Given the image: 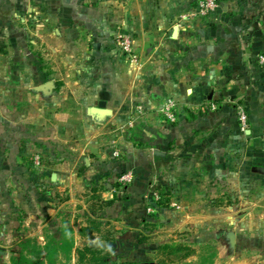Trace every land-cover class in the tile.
<instances>
[{"label": "rangeland", "instance_id": "rangeland-1", "mask_svg": "<svg viewBox=\"0 0 264 264\" xmlns=\"http://www.w3.org/2000/svg\"><path fill=\"white\" fill-rule=\"evenodd\" d=\"M129 1L137 2L61 0L60 6L56 0L39 1V13H50L46 31L49 41L56 45L40 48L37 42H28L10 54L14 63L26 65L30 61L42 68L36 78L43 84L36 88L49 100L52 94L63 97L60 107L68 113H54L49 106L46 143L38 135L25 137L33 146L30 150L15 152L9 147L7 151L0 146V264H264V213L252 216L259 228H244L245 218L232 229L212 230L211 237L193 227L172 232L162 220L165 216L157 213L170 207L169 193L163 189L159 195L155 192L142 199L145 214H140L138 225L133 222L116 228L118 215L135 212L137 207L136 198L127 192L134 179L120 180L130 170L115 171L110 176L107 161L120 158L121 152L105 158V146L109 143L114 147L121 140L153 146L179 118V103L171 92L156 93L159 102L142 100L141 93L151 97L155 93L150 72L143 70L145 56L134 44L131 54L118 44L120 32L134 40L127 28ZM150 3L160 5L161 0ZM56 12L62 15L52 23L51 14ZM23 17L20 26H24ZM4 41L0 37V42ZM123 73L128 77L124 85ZM72 80L81 82L85 94L90 85L104 80L106 87L101 88L99 97L109 98L114 112L102 121L96 119L87 106L98 105V97L93 101L73 100ZM110 82L115 85L114 98H110ZM128 83L130 93L124 99L121 88ZM171 101L175 102L173 107H169ZM230 104L237 113L239 130L246 136L249 107L243 98ZM240 107L247 114L246 123L241 121ZM168 113H175L177 119L173 121ZM57 121L64 126L56 129ZM37 156L40 164H36ZM110 184L116 190L112 199H107L104 192ZM109 201L121 204L116 213H108ZM229 231L236 234L234 249L226 236ZM86 248L97 252H87L81 259L80 251Z\"/></svg>", "mask_w": 264, "mask_h": 264}, {"label": "crops", "instance_id": "crops-1", "mask_svg": "<svg viewBox=\"0 0 264 264\" xmlns=\"http://www.w3.org/2000/svg\"><path fill=\"white\" fill-rule=\"evenodd\" d=\"M39 1L44 2L0 0V37L5 40L0 42V146L7 151L30 150L33 146L26 138L38 135L46 143L50 107L54 113H68L60 107L63 97L52 94L49 100L36 88L43 84L36 78L42 68L30 61L14 63L10 57L28 42H37L40 48L56 45L46 31L50 13H39ZM56 2L63 5L61 0ZM126 10L127 28L145 56L143 70L150 72L154 85V97L143 92L142 100L159 102L157 94L171 92L179 103V118L153 146L126 140L117 148L105 146V158L121 152L120 158L107 161L111 177L119 170L134 173V184L126 191L136 198L137 207L135 212L118 215L116 228L138 225L140 214H145L142 199L163 189L169 193L170 207L157 213L165 216L162 220L172 232L193 227L209 237L212 230L232 229L245 218L244 228H259L252 216L264 213V65L258 61L264 55V0H220L208 15L190 18L183 15L197 10V0H161L156 6L150 0L129 1ZM21 15L24 26H20ZM59 15L51 14V22ZM127 78L123 73V85ZM130 83L121 88L124 99ZM70 84L73 100L98 97L111 109L109 98L99 97L106 87L104 80L90 85L86 94L80 81ZM107 85L114 98V83ZM239 98L250 110L246 136L230 104ZM91 106L97 105H88L87 110ZM55 126L64 123L57 121ZM114 190L110 184L104 197L112 199ZM120 207L119 202H111L108 213Z\"/></svg>", "mask_w": 264, "mask_h": 264}, {"label": "built area", "instance_id": "built-area-1", "mask_svg": "<svg viewBox=\"0 0 264 264\" xmlns=\"http://www.w3.org/2000/svg\"><path fill=\"white\" fill-rule=\"evenodd\" d=\"M220 0H197V10L196 11H191L190 13L184 14L183 18H190L194 16H206L212 11H214L218 6H219ZM118 44L121 48V50L127 54H131L133 51V40L131 39L130 36L127 34L120 32L118 35ZM261 64H264V55L260 56L259 59ZM175 105V102H170L169 107H173ZM240 118L243 123H246L247 121V114L241 108ZM168 116L175 121L177 119L175 113H168ZM40 156L36 157V164H40ZM134 179V173L132 171H127L122 174L120 177L121 181L124 182H130Z\"/></svg>", "mask_w": 264, "mask_h": 264}, {"label": "water", "instance_id": "water-1", "mask_svg": "<svg viewBox=\"0 0 264 264\" xmlns=\"http://www.w3.org/2000/svg\"><path fill=\"white\" fill-rule=\"evenodd\" d=\"M88 111L99 121L104 120L108 115L112 114V110L107 107L105 100L99 101L97 106L89 107ZM226 236L229 239L231 249H234L236 245V234L233 231H229Z\"/></svg>", "mask_w": 264, "mask_h": 264}, {"label": "trees", "instance_id": "trees-1", "mask_svg": "<svg viewBox=\"0 0 264 264\" xmlns=\"http://www.w3.org/2000/svg\"><path fill=\"white\" fill-rule=\"evenodd\" d=\"M108 203L111 204V201H109ZM163 248H169V245H164ZM87 252H90V254L95 255L97 251L91 250L89 248H86L85 250L83 249L82 251H80V258H85ZM187 255L188 254H185L184 256L186 257Z\"/></svg>", "mask_w": 264, "mask_h": 264}]
</instances>
